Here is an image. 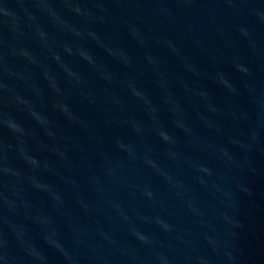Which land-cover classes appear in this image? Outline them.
<instances>
[{
    "label": "water",
    "instance_id": "water-1",
    "mask_svg": "<svg viewBox=\"0 0 264 264\" xmlns=\"http://www.w3.org/2000/svg\"><path fill=\"white\" fill-rule=\"evenodd\" d=\"M43 4L83 35L74 37L57 27ZM74 6L93 12L94 18L78 15ZM0 9V83L48 121L46 131L12 93L0 89V119L14 118L25 130L18 137L0 125V169L20 173L0 171V240L16 264L32 261L10 225L23 229L48 264L68 261L46 235L59 240L77 264H98L87 245L99 242V231L114 236L137 258L102 253L109 264H152L150 249L132 237L133 230L181 264H195V259L185 261L177 249L209 264H264V20L255 14L264 12V0H0ZM37 26L47 34V45L37 37ZM133 28L143 44L132 36ZM19 47L38 63L13 55ZM79 49L88 52L95 67ZM108 49L123 52L130 62H121ZM236 63L250 74L238 71ZM65 68L79 76V84ZM45 70L61 94L49 86ZM220 75L235 94L219 82ZM130 84L145 99L134 96ZM58 103L66 104L76 120H69ZM161 130L174 143H165ZM21 146L39 161L38 167L21 157ZM33 177L50 185L61 202L34 188ZM174 182L182 186L181 195ZM189 203L202 215L194 214ZM36 216L47 223L37 222ZM157 218L174 227L172 237ZM175 237L191 240L195 250Z\"/></svg>",
    "mask_w": 264,
    "mask_h": 264
},
{
    "label": "clouds",
    "instance_id": "clouds-1",
    "mask_svg": "<svg viewBox=\"0 0 264 264\" xmlns=\"http://www.w3.org/2000/svg\"><path fill=\"white\" fill-rule=\"evenodd\" d=\"M229 6H233V5L230 3ZM97 7H100L101 11L104 10L102 6H97ZM42 10L46 11L49 18L52 20V22L57 27H59L61 30L68 29V31L74 37H81L83 35L82 32L78 28H76L74 26L69 27L67 25V22L61 19L60 14L57 13L53 8H51L47 4L42 5ZM0 11H2V9H0ZM73 11L76 12L78 15H80V16H82L85 19H88L90 21L95 16V14L93 12L81 9L79 6H74ZM255 14L258 17H260V19L264 20V12L257 10ZM14 30H17V29H14ZM240 31L246 38L250 36L247 29L241 28ZM131 34L135 39H137V41L140 44H143V39L141 38L140 33L137 32L134 28L131 30ZM36 35L42 44L47 45V39H48L47 34L43 31V29L39 28L38 26L36 27ZM87 35L89 37H91L92 39H95L98 43H101L100 37L95 32L88 31ZM167 43L169 44L170 47H173V50H175L174 46H172V44H171V41H168ZM66 51H68L69 54H72L71 49L66 48ZM108 51H109L110 55L116 56V58L118 60H120L121 62H123L125 64H128L130 62L128 56L126 54H124L123 52L117 53V52H114L112 49H108ZM12 54L17 56L18 58H21V59L29 62V63H33V64L38 63V61L35 59V57L32 55V53L25 47H19V48L13 49ZM78 54L82 57V59L86 60L90 65L95 67L96 62L88 54L87 51H85L83 49H79ZM54 58L56 60H59V56H54ZM147 59H148V62L150 64L155 63V61L151 57H147ZM0 60H2V57H0ZM235 67L237 68L238 71L244 73L245 75L250 74V70L245 65H243L241 63H236ZM65 71L67 72V74L70 78L75 80V82L77 84L80 83V78L76 73L68 70L67 68H65ZM12 75H14V74H12ZM43 75H44L45 79H47L49 81V86L53 89V91L56 92L57 94H61V89L58 86V84L56 83L55 77L53 75H50L47 70L44 71ZM103 78L109 79V77L107 75H103ZM217 79L219 80V82L221 84H223L226 88H228L229 91H231L235 94L236 89L230 84L229 81L224 79V77L222 75L218 76ZM129 87H130V90L134 96L138 97L139 99H145L143 94L141 92H139L134 86H132L130 84ZM0 89H4V90L12 93L14 101L18 104L24 105L28 109L29 114L42 127H44L46 131L48 130L47 119L44 116H42L39 112L35 111V109H33L31 107V105L29 104L28 101L24 100L23 98H21L19 96H16L14 94V92H12L11 89L7 88L3 83H0ZM199 95L203 96L204 93H199ZM56 107L61 112H63L65 114V116L68 117L69 120H76V117L71 113V111L69 110V108L66 104L58 103L56 105ZM212 110L215 111V109H212ZM153 111H155V109H153ZM177 123H178L179 127H181L185 132H188L190 134L191 130L182 121H178ZM0 125L7 127L14 135H17L18 137H22L25 135L24 128L19 123H17V121L14 118H11V117L2 118V119H0ZM133 128L138 134H140L142 132V129L140 127L136 126L135 124H133ZM48 135L51 136V135H53V133L48 132ZM158 135L161 137V139L165 143H174L172 138L166 132H164L162 130L158 131ZM117 144L122 150L127 151L130 154H133L131 152L130 146L125 145L122 141H117ZM54 150L57 152L58 155H60V157L62 159H67V157L63 151H60L59 149H54ZM19 152H20L21 157L26 161V163H28L29 165L34 166V167L39 166V161H37L33 156L29 155V153L27 152V150L23 146H21L19 148ZM221 152L226 157L227 161L231 160V157H229L228 154L226 152H224L223 149H221ZM170 155L175 157L176 154L170 153ZM146 163H148L153 168L156 167L155 163L150 161V160H146ZM195 167H196L197 171H202V172H208L209 171L207 168L202 167V166H195ZM0 171H3L5 174L11 175V176H15V177L20 176V173L14 169L4 168V169H0ZM163 175H166V174H163ZM169 180H170V178H169ZM170 182H171V180H170ZM31 183H32V186L34 188H36L40 191L47 192L50 196H52V198L57 202V204H59L61 202L60 197L53 191V189L51 188L50 185L41 184L38 181H36V179L34 177L31 178ZM201 183H203V181H201ZM173 187L178 189L177 195H181V191L179 189L182 186L179 184V182H174ZM145 195L150 200L153 199V193L151 191H146ZM7 203L9 204V207L15 211V201L7 202ZM115 207H116L117 211H121L119 208V205H115ZM188 207L197 216L202 215V213L196 207H194V205L192 203H189ZM24 209H25V212L28 211L29 205L27 203L24 204ZM121 214L123 215L122 212H121ZM34 219H36L37 222H39V223H45V224L47 223L46 220L42 219L39 216L34 217ZM124 219H127V217L124 216ZM156 223L164 232L168 233L169 236L172 237V234L175 231V229L172 225L165 223L164 221L160 220L159 218H157ZM10 228H11L12 232L14 233L16 240L19 243L21 249L24 251L25 255L31 259L32 264H48L47 257H45L43 255V253H41L34 245H32L27 240L26 233L23 231L22 228H18L16 225H10ZM131 235L140 244L145 245L146 247H148L150 249V259H151L152 264H181L179 259L172 257L163 251H160L156 247L155 242L149 240L148 237L145 236L144 234H142L136 230H133L131 232ZM97 236L99 237V242L89 244V245H87V247L95 255V258H96V261L98 262V264H109L108 257L106 255H102V253H105V252H107L109 255L115 253V254H119L120 256L129 257V258L133 259L134 261H135V259H137L136 257H130V253L132 250L130 248L121 246L120 242L117 239H115L114 236H112L111 234L104 232V231H99L97 233ZM175 238L178 239L180 241V243L184 244L189 250H193V251L195 250V246L191 240L185 241L182 237H175ZM45 239L47 240V242L49 243V245L51 247H54L57 251L60 252V254L65 258V260L68 261V264H77V261H74L72 259V257L69 254V251L63 246V244L59 240L52 239V237L48 236V235L45 236ZM3 248H4V242L2 240H0V264H16L15 257H12V256L8 255L7 253H5L3 251ZM171 250H172L171 247H169V252H171ZM177 251L180 253L181 256L184 257L185 261L191 262L193 259H195V264H209V261L204 257H201V256L193 257V256L189 255L188 252L184 251V249H177ZM84 258L89 259V257L87 256V253H85ZM140 259L143 260L144 258H140Z\"/></svg>",
    "mask_w": 264,
    "mask_h": 264
}]
</instances>
